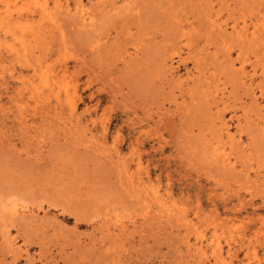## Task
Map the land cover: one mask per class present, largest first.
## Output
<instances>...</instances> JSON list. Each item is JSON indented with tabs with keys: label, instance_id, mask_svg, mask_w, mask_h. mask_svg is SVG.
Returning <instances> with one entry per match:
<instances>
[{
	"label": "rangeland",
	"instance_id": "374dc122",
	"mask_svg": "<svg viewBox=\"0 0 264 264\" xmlns=\"http://www.w3.org/2000/svg\"><path fill=\"white\" fill-rule=\"evenodd\" d=\"M0 264H264V0H0Z\"/></svg>",
	"mask_w": 264,
	"mask_h": 264
}]
</instances>
